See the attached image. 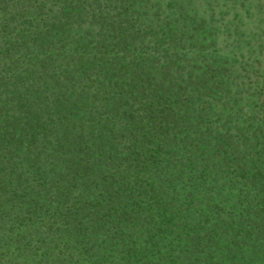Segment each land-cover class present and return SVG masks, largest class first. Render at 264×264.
I'll use <instances>...</instances> for the list:
<instances>
[{"label":"trees","instance_id":"16d2710c","mask_svg":"<svg viewBox=\"0 0 264 264\" xmlns=\"http://www.w3.org/2000/svg\"><path fill=\"white\" fill-rule=\"evenodd\" d=\"M0 264H264V0H0Z\"/></svg>","mask_w":264,"mask_h":264}]
</instances>
